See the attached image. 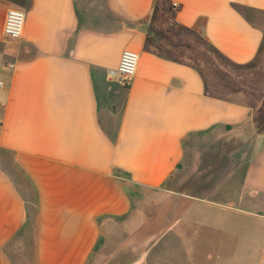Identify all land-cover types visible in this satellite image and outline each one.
Segmentation results:
<instances>
[{
    "label": "crops",
    "instance_id": "obj_1",
    "mask_svg": "<svg viewBox=\"0 0 264 264\" xmlns=\"http://www.w3.org/2000/svg\"><path fill=\"white\" fill-rule=\"evenodd\" d=\"M263 54L264 0H0V264H264V126L209 78Z\"/></svg>",
    "mask_w": 264,
    "mask_h": 264
},
{
    "label": "rangeland",
    "instance_id": "obj_2",
    "mask_svg": "<svg viewBox=\"0 0 264 264\" xmlns=\"http://www.w3.org/2000/svg\"><path fill=\"white\" fill-rule=\"evenodd\" d=\"M212 64L210 62L209 78L218 80L220 84L218 87L224 88L226 97L257 105L258 124L264 126V54L253 64L245 67H236L223 61V69H215ZM137 255V251H132V248L128 247L114 257L96 254L90 264H126Z\"/></svg>",
    "mask_w": 264,
    "mask_h": 264
},
{
    "label": "built area",
    "instance_id": "obj_3",
    "mask_svg": "<svg viewBox=\"0 0 264 264\" xmlns=\"http://www.w3.org/2000/svg\"><path fill=\"white\" fill-rule=\"evenodd\" d=\"M26 14L23 10L11 8L7 11L3 32L4 35L11 40H18L22 36ZM139 62L138 53L132 50H124L121 53L119 63L116 68L109 70L112 78H119L123 84L130 85L132 79L136 75ZM0 82V87L2 86Z\"/></svg>",
    "mask_w": 264,
    "mask_h": 264
},
{
    "label": "trees",
    "instance_id": "obj_4",
    "mask_svg": "<svg viewBox=\"0 0 264 264\" xmlns=\"http://www.w3.org/2000/svg\"><path fill=\"white\" fill-rule=\"evenodd\" d=\"M127 263H128V262H127ZM127 263H126V264H127Z\"/></svg>",
    "mask_w": 264,
    "mask_h": 264
}]
</instances>
